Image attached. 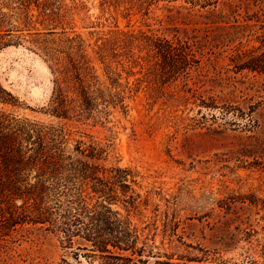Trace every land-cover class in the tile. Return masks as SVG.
<instances>
[{"label": "rangeland", "instance_id": "374dc122", "mask_svg": "<svg viewBox=\"0 0 264 264\" xmlns=\"http://www.w3.org/2000/svg\"><path fill=\"white\" fill-rule=\"evenodd\" d=\"M256 12L264 21V0H0V84L13 97L0 114L62 132L65 155L113 187L103 196L78 183L60 209L0 193V264L98 263L58 230L96 217L146 243L118 264H264V73L227 71L239 49L263 45ZM177 31L209 33L223 54L210 63L206 43L196 68L162 76L152 47ZM57 78L67 118L52 112Z\"/></svg>", "mask_w": 264, "mask_h": 264}, {"label": "trees", "instance_id": "16d2710c", "mask_svg": "<svg viewBox=\"0 0 264 264\" xmlns=\"http://www.w3.org/2000/svg\"><path fill=\"white\" fill-rule=\"evenodd\" d=\"M242 3L245 9L249 10L250 4L247 1H242ZM231 12V15L235 16L238 10L233 9ZM255 15H257L255 17L257 22L264 23L259 13L256 12ZM261 28L263 29L264 25ZM173 38V41L158 40L152 47L155 57L161 60L162 76L187 74L189 70L196 68L195 64H199L201 60H197L195 54L200 53L205 56L207 53L204 52L206 43L212 47V55L208 59L210 63L213 61L212 56L218 60L223 54L221 47L216 45L218 42L216 37L213 38L209 33L201 36L196 31H184L181 35V32L177 31ZM262 44L257 48L239 49L235 55L230 57L229 65H233V68L227 69V71L232 70L236 74L246 71L263 74L264 49L262 48H264V41ZM214 70L217 77L222 76V71H218L216 67ZM55 73L61 74L62 72L58 68ZM78 83L77 98L80 101V107L84 110H92L94 99L90 95L89 89L81 79H78ZM55 84L52 112L59 118H67L65 92L58 78ZM10 98H13L12 94L0 84V102L8 103ZM57 132L58 130L54 127L38 126V124L28 121L19 123L15 119H8L5 115L0 114V193L7 192L23 201L35 200L41 205L46 204L48 200H53L58 209L61 204L60 198L68 189H72L70 187H73L74 190L77 189L78 183L93 182L92 188L95 194L110 196L113 193V187L108 188L109 186L103 183L104 179L99 177L98 166L89 161L74 160L71 156L65 155L63 141H59L63 133ZM99 156L95 153L86 157L91 160H99ZM116 171L121 173V178H127L129 175L128 170L122 169L111 168L107 172L113 174ZM34 172L35 175H33ZM37 210L41 212V207ZM68 212L66 211V213ZM66 220V222L62 221L58 230L66 234L71 246L73 237L77 236L88 243V245L80 246L79 249L93 251V256L100 260L98 263L93 260L90 264H118V260L125 261V263L132 262L133 256L139 252H141L139 254L141 256L146 250V243L138 248L140 237L136 231L131 230L130 225L118 228L111 220L102 225L101 221V224L98 223L97 217L89 224L80 222V220L73 223L70 218ZM47 222H49L48 219L40 218L34 221V225ZM125 253H130L131 256H124ZM156 264L172 263L157 261Z\"/></svg>", "mask_w": 264, "mask_h": 264}]
</instances>
